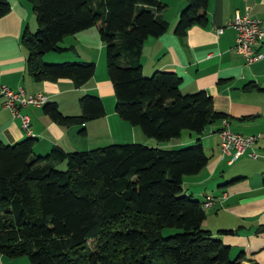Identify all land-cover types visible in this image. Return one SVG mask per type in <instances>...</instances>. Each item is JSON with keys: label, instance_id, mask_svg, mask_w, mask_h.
Listing matches in <instances>:
<instances>
[{"label": "trees", "instance_id": "obj_1", "mask_svg": "<svg viewBox=\"0 0 264 264\" xmlns=\"http://www.w3.org/2000/svg\"><path fill=\"white\" fill-rule=\"evenodd\" d=\"M28 1L37 27L25 28L21 42L34 80L70 78L81 85L89 79L94 62L47 63L42 57L65 51L60 45L65 36L98 25L122 119L164 141L184 129L202 133L225 117L205 90L182 93L177 73L143 75L144 40L169 27L160 16L161 0ZM207 3L186 0L174 32L184 35L193 25H205ZM8 10V1L0 0V16ZM80 104L76 116L63 115L55 103L45 111L57 122L79 124L105 114L96 95L82 96ZM34 141L0 139L1 254L27 256L29 264H241L242 253L232 259L229 246L203 227V202L183 192V176L198 173L209 159L199 142L177 148L132 142L79 151L55 146L34 155ZM167 228L175 232L165 236Z\"/></svg>", "mask_w": 264, "mask_h": 264}, {"label": "crops", "instance_id": "obj_2", "mask_svg": "<svg viewBox=\"0 0 264 264\" xmlns=\"http://www.w3.org/2000/svg\"><path fill=\"white\" fill-rule=\"evenodd\" d=\"M7 1L9 10L0 16V86L44 93L47 101L20 109L31 119L27 131L20 119L3 106L0 96L2 142L13 144L33 137L34 155H45L55 146L79 151L123 144L119 142L159 148L199 142L209 159L198 173L183 176V192L200 202L207 195L213 197V203L204 208L203 227L229 246L230 257L242 253L241 264H264V56L247 63L235 52V30L228 25L238 11L260 19L264 27V0H208V22L191 26L184 35L176 34L174 27L186 0H161L164 8L160 16L169 27L163 34L144 40L140 56L143 75L173 71L182 78V93L205 90L212 97L213 109L225 114L206 125L202 133L184 129L179 137L164 141L145 135L139 126L116 113L98 25L65 36L60 42L65 51H50L42 57L45 62H94L95 71L89 79L81 85L70 78L36 81L27 72V50L21 42L25 28L36 30L35 13L28 0ZM256 50L264 54V41ZM86 94L101 99L103 116L83 124L60 123L45 111V105L55 103L63 115H80V98ZM223 127L245 136H258L252 148L231 163L219 151V131ZM251 150L256 158L250 156ZM0 264H29V260L27 256L11 258L0 253Z\"/></svg>", "mask_w": 264, "mask_h": 264}, {"label": "built area", "instance_id": "obj_3", "mask_svg": "<svg viewBox=\"0 0 264 264\" xmlns=\"http://www.w3.org/2000/svg\"><path fill=\"white\" fill-rule=\"evenodd\" d=\"M228 25L235 30L234 50L247 63L261 59L264 56L262 52L256 50L264 41V27L260 19L237 11ZM0 96L3 98V106L11 111L13 117L20 119L21 127L27 131L30 128L31 119L28 114L21 113L20 109L27 106H39L47 101V95L44 93H29L22 87L13 89L7 85L0 86ZM219 138V151L222 156H228V163H231L251 149L258 136H245L223 127L219 131ZM249 154L253 158L257 157V154L252 150ZM212 203L213 197L207 195L202 206L207 208Z\"/></svg>", "mask_w": 264, "mask_h": 264}, {"label": "rangeland", "instance_id": "obj_4", "mask_svg": "<svg viewBox=\"0 0 264 264\" xmlns=\"http://www.w3.org/2000/svg\"><path fill=\"white\" fill-rule=\"evenodd\" d=\"M66 61V60H65ZM68 61H74V60H68ZM47 63H54V62H47ZM119 143H126V142H119ZM175 232L174 228H167L164 230L163 234L166 235H171ZM231 258H235V256H231Z\"/></svg>", "mask_w": 264, "mask_h": 264}]
</instances>
